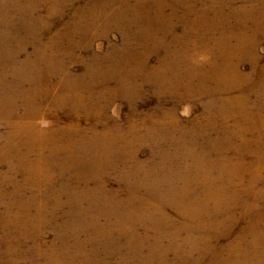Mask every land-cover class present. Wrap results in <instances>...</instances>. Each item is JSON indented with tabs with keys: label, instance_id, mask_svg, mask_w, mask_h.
<instances>
[{
	"label": "rangeland",
	"instance_id": "obj_1",
	"mask_svg": "<svg viewBox=\"0 0 264 264\" xmlns=\"http://www.w3.org/2000/svg\"><path fill=\"white\" fill-rule=\"evenodd\" d=\"M0 264H264V0H0Z\"/></svg>",
	"mask_w": 264,
	"mask_h": 264
}]
</instances>
